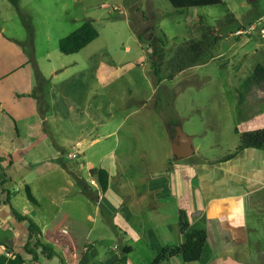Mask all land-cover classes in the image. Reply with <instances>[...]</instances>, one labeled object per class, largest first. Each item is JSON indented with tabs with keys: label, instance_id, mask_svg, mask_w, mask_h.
Returning a JSON list of instances; mask_svg holds the SVG:
<instances>
[{
	"label": "crops",
	"instance_id": "crops-1",
	"mask_svg": "<svg viewBox=\"0 0 264 264\" xmlns=\"http://www.w3.org/2000/svg\"><path fill=\"white\" fill-rule=\"evenodd\" d=\"M262 18L264 15L256 21ZM224 35L219 31L213 33V49H217L216 42H227V50L213 54L206 62L189 66L172 77L170 83L179 79L182 83L192 82L194 77L201 82L200 74H204L201 72L214 64L218 73L224 74L232 99H185V110L205 117V127L210 131L223 127L227 130L225 135L237 139L213 140L208 144L203 139L199 147L194 145L198 159L176 160L171 152V157L161 158L164 163L168 161V170L139 179L143 187H130L138 184L135 179L123 182L125 187L119 190L120 196L115 201L118 210L105 212L112 217L111 231L106 229L105 235L116 238L115 244L109 246L105 245V238H93L98 223L93 222L92 212L85 209L91 203V195L73 179L53 195L46 194L53 209L49 215H42L46 204L35 195L32 186L46 179L54 182L58 173L66 176L69 166L65 164L60 169L58 164L75 145L70 146L69 140H64L55 129L44 128L47 122L55 125L61 119L57 96L52 98V110L43 111L44 100L30 96L34 92L31 67L13 68L12 43L9 50L0 48V165L3 169L0 183L6 174L5 185L0 189V264H122V259L125 264H154L167 247L183 245L179 226L181 211L189 219L190 231L203 230L208 234L202 258L196 263H186L183 258L174 257L160 264H264V147L246 149L226 162H218L223 155L203 154L221 146L229 152L234 150L239 143L237 130L239 133L264 130V37L261 34L247 38ZM0 39L1 47H7L1 35ZM22 68L28 70L27 75L19 73V81H14V75ZM243 71L247 74H241ZM240 76L243 78L235 82ZM50 79L42 75L45 93ZM187 134L194 143L195 136ZM92 169L95 168L91 167L90 172ZM27 186L39 206H33L27 197L26 203L17 202L23 193L26 196ZM109 190L110 173L105 193ZM168 199L172 202L168 203ZM66 206L69 211H64ZM12 209L39 226L40 239L53 249V257L47 258L39 249L36 261L26 253L28 226L16 218ZM149 213L150 218H143V214ZM6 253L13 256L8 258Z\"/></svg>",
	"mask_w": 264,
	"mask_h": 264
},
{
	"label": "rangeland",
	"instance_id": "rangeland-1",
	"mask_svg": "<svg viewBox=\"0 0 264 264\" xmlns=\"http://www.w3.org/2000/svg\"><path fill=\"white\" fill-rule=\"evenodd\" d=\"M223 1L222 6L182 13L175 11L168 0H17V6L10 0H0V35L7 41V47H1L0 39V48L9 50L12 43L13 68L31 67L34 92L30 96L44 100L43 111L52 110V98L57 96L61 119L55 125L44 124L45 130L55 129L72 147L78 144L58 164L60 169L65 164L69 166L66 176L58 173L54 182L46 179L33 184L35 195L46 204L42 215H49L53 209L46 194L53 195L73 179L91 195V203L85 209L98 223L93 238H105V245H114L115 236L105 235L112 224V217L105 212L118 210L115 201L119 190L125 187L123 182L135 179L138 184L130 187H143L139 179L168 170V161L164 163L161 158L171 157L170 126L182 124L184 132L195 136L196 147L203 139L205 144L237 139L225 135L227 130L223 127L216 129L217 134L210 131L205 127V117L185 110V99H232L224 74L218 73L214 64L201 72V82L194 77V83H182L181 79L170 83L172 77L189 66L227 50V42H216L217 49H213L215 31L224 36L236 34L255 25L264 15V0L254 4L247 0ZM85 22L96 27L99 38L78 54H62L60 40ZM258 34L257 30L240 37ZM35 67L52 78L46 93V83L36 77ZM19 73L26 76L28 70L22 68L14 75V81H19ZM80 149L84 151L81 153ZM228 153L227 147L221 146L203 154ZM195 155L191 159H196ZM91 167L110 173L107 193L90 186L94 179ZM26 201L24 193L17 200L20 205ZM63 209L69 211L68 206ZM143 216L151 217L150 213Z\"/></svg>",
	"mask_w": 264,
	"mask_h": 264
},
{
	"label": "trees",
	"instance_id": "trees-1",
	"mask_svg": "<svg viewBox=\"0 0 264 264\" xmlns=\"http://www.w3.org/2000/svg\"><path fill=\"white\" fill-rule=\"evenodd\" d=\"M15 6H17V0H10ZM171 6L177 12H185L191 9H203L212 8L224 5L223 0H168ZM100 34L96 27L91 22H85L80 28L60 40L59 50L66 56L75 55L84 50L92 42L99 38ZM36 68V67H35ZM35 75L38 79L42 80V75L35 69ZM178 125H172L169 127V133L171 138L174 137L176 127ZM237 133L240 135V142L236 148L230 151L225 157L221 158L218 162H226L235 158L240 152L246 149L261 150L264 147V130H256L250 132ZM0 170L2 166L0 165ZM91 177L96 179L99 183L100 190L105 193L109 185V173L104 169H92L90 172ZM6 182V174L3 181L0 183V189L4 187ZM26 197L33 206H39V203L33 195L29 186L26 187ZM10 203V200H7ZM13 213L20 222H26L29 230V239L25 246L26 253L31 255L34 260H38V250L41 249L42 254L47 258L54 256V251L47 245H44L40 239L41 230L39 226L30 218L19 214L14 209ZM179 226L180 231L184 238V243L181 246L167 247L156 258L154 264H160L168 259L174 257H181L186 263H196L203 255L205 245L208 240V234L206 231H190L189 219L185 212L179 213ZM114 230L116 227L113 226ZM128 250H126L127 252ZM125 259H122L121 263L125 264Z\"/></svg>",
	"mask_w": 264,
	"mask_h": 264
},
{
	"label": "water",
	"instance_id": "water-1",
	"mask_svg": "<svg viewBox=\"0 0 264 264\" xmlns=\"http://www.w3.org/2000/svg\"><path fill=\"white\" fill-rule=\"evenodd\" d=\"M260 0H247L249 4L257 3ZM172 154L176 160H183L192 157L195 154L193 138L188 135L182 127H176V133L171 140Z\"/></svg>",
	"mask_w": 264,
	"mask_h": 264
},
{
	"label": "built area",
	"instance_id": "built-area-1",
	"mask_svg": "<svg viewBox=\"0 0 264 264\" xmlns=\"http://www.w3.org/2000/svg\"><path fill=\"white\" fill-rule=\"evenodd\" d=\"M259 31L260 34L264 37V18L260 19L257 23H255V25H252L249 27V29L243 31V30H239L236 32L235 35L237 36H242L243 34L247 35V34H251L253 31ZM91 186L99 188L97 183L95 182V180H91L90 181ZM64 233H67V231H64ZM13 255L11 253H6V257L11 258ZM38 264V263H36Z\"/></svg>",
	"mask_w": 264,
	"mask_h": 264
},
{
	"label": "flooded vegetation",
	"instance_id": "flooded-vegetation-1",
	"mask_svg": "<svg viewBox=\"0 0 264 264\" xmlns=\"http://www.w3.org/2000/svg\"><path fill=\"white\" fill-rule=\"evenodd\" d=\"M175 133H176V131H175Z\"/></svg>",
	"mask_w": 264,
	"mask_h": 264
}]
</instances>
